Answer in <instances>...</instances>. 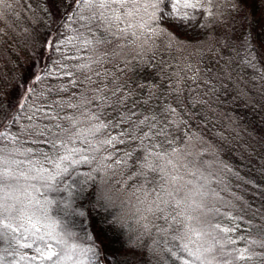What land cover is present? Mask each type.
Listing matches in <instances>:
<instances>
[{
	"label": "trees",
	"instance_id": "1",
	"mask_svg": "<svg viewBox=\"0 0 264 264\" xmlns=\"http://www.w3.org/2000/svg\"><path fill=\"white\" fill-rule=\"evenodd\" d=\"M167 4L168 0H165V5ZM165 5H161L164 12L170 11V5ZM249 5L250 23L244 25L237 17L227 34L220 29L209 33L192 25L187 28L172 26L171 31L180 37L184 48L175 44L169 45L166 36L158 35L154 36L143 50L136 37L130 35L133 32L140 35L143 30L135 26L128 27L130 21L133 25L148 21L143 8L134 18L122 17L121 21H112L110 27L107 24L103 27H93L90 34L81 28L78 11L67 12L62 0H5V3L0 5V101L5 105V110L7 105L15 102L14 98L23 92V88L19 90L15 88L16 83L27 80L40 66L41 52L45 51L43 47L45 39L51 37L57 45L55 50L50 49L47 52L43 68L38 73L42 80L36 87L43 91L46 97L49 86L65 87L68 86L69 79L79 78V64L89 63L97 67L93 61L104 56L107 50L108 57L102 61V72L125 77L126 83L133 89L137 84L153 86L151 89L153 95L148 105L150 111L146 112L143 105L138 111L146 115L155 113L158 128L165 127L167 121V138L173 140L172 147L183 148L181 140L185 139L186 134L198 133L220 146L218 157L232 169L233 173L224 174L223 183L220 184L213 178L209 184L213 193H209L203 199L213 209L219 208L218 214L209 213L213 224L234 230L218 233L219 245H213L212 240L206 236L197 238L190 232V239H181L185 232L195 226V221H189L188 217L199 215V211H194L189 205L193 199L198 202L201 197L196 196L194 188L187 185L180 194H177L173 187L161 178L162 174L141 167L144 163L143 156L146 154L145 148L151 149L153 145H160L153 150L170 152L169 145L164 143V136L144 139L143 144L139 139L132 142L127 137H120L125 141L123 144L105 145L98 151L88 149L84 153L89 156L90 162L75 166L73 179L65 181L72 186L71 191L65 190L63 184H60L61 191H47L42 187V182L25 180L23 177L20 184L28 188L27 192L22 189L0 191V197L4 198L5 204L14 205L10 208V215L14 218L12 223L16 227L23 225L21 233L28 236L29 243L34 239L32 233L35 232L32 224L28 222L31 217L32 223L40 229L36 235H44L45 239H48L46 233L53 229L57 238H61L65 225L75 233L66 239V246H55L57 250L64 248L72 257L63 260L62 264H107L103 259L105 255L111 264H183L184 260L189 264H264V249L258 244H251V241L257 238L256 227L264 224V217L254 216L257 212L264 213V79L261 78L264 74V59L260 56L252 58L256 65L255 69L248 66L244 60L248 48L255 47L264 53V48H261L264 44V5L256 7L251 4V0ZM79 11L87 14L88 10ZM101 11L106 16L121 15L119 5ZM68 16L72 19H66ZM157 26V23L152 24V27ZM78 28H81L80 34L77 33ZM120 28L127 31L122 35ZM243 32L250 33L248 48L241 47L239 39H236ZM85 38L92 40L91 47L86 48L83 45L82 40ZM97 40L105 42L96 43ZM120 47H123L124 55L121 59L113 61L111 52L113 49L119 50ZM132 49L140 51L141 55L137 56ZM209 65L214 70L226 67L230 72L239 73L247 81L248 87L245 91L248 97H251L247 102L244 99L234 103L226 102L222 108L213 105L220 111L239 118L235 121L239 127L225 131L224 139H220L218 133L222 130V124L227 127L226 121L217 120L214 126L205 122L203 127H199L198 122L191 118L192 103L186 99L189 94L202 100L209 98L206 95L207 89L199 81L193 84L191 79H183L186 76L191 77L196 68L207 69ZM189 66L192 71L187 70ZM69 70L75 75L65 76L64 73ZM200 76L209 79L207 71L200 73ZM93 78L95 79V76ZM177 86L182 89L179 99L184 101L180 107L174 102L177 97L173 89ZM228 86L231 89V84ZM72 91L73 89L68 87L69 95L61 92L65 101L69 100ZM137 97L140 98L137 103H140V100L145 98V92H136L133 99ZM228 99L231 100V97ZM168 106L177 107L174 116L166 111ZM196 107H200L198 102ZM67 111L69 114L72 112ZM26 123L23 117L15 124L6 119L0 124V132L7 129L9 133L17 134L21 125ZM109 131L111 135L116 136L120 129ZM13 146L19 148L22 153L17 159L24 161L13 166L17 175L21 172L29 176L35 175L34 172H29L33 165L37 168L41 166L52 168L51 160H45L39 152L43 150L55 159V150L44 147L39 142L33 143L31 138L26 139L23 135ZM76 146L86 148V145ZM29 149L35 155L29 153ZM126 153L131 155H125ZM92 156L96 159L92 160ZM28 157L32 163L28 162ZM150 159L154 160L152 157ZM154 162L161 165L164 163ZM108 165L111 167L106 168ZM168 171H171L170 166ZM180 172L184 175V181L181 183L186 184V181L191 179L193 185H196V178L185 175L183 169ZM102 179H106L103 187L111 189L110 194L116 197V204L107 210L97 203ZM31 184H35L39 191L28 187ZM168 192L173 194L169 196ZM188 193L191 195L186 200L184 196ZM89 198L93 201L91 205L88 204ZM64 202L71 203L72 207H77L81 203L85 208L91 207V217L66 215ZM109 212L121 217V225H118L120 231H114L105 223L104 218ZM4 215L8 216L9 212H5ZM93 224H96L98 230L103 229L100 238L104 242V251L101 253H96L94 241L89 238ZM210 231L217 234L214 229ZM129 240L135 243V251L124 254L127 246L125 242ZM184 244H188L189 249L199 255L200 259L189 256L187 251L181 253ZM72 245H76L74 250ZM36 246L43 245L38 242L32 249H25L18 247L15 241L9 245L5 240L0 243V264H51L48 261L21 259L22 256L36 255ZM209 246L221 249L224 255L215 250L205 251ZM245 248L248 249L247 258L241 260L238 252ZM85 249L93 250L84 251ZM168 249L182 255L183 260L171 256Z\"/></svg>",
	"mask_w": 264,
	"mask_h": 264
},
{
	"label": "snow or ice",
	"instance_id": "2",
	"mask_svg": "<svg viewBox=\"0 0 264 264\" xmlns=\"http://www.w3.org/2000/svg\"><path fill=\"white\" fill-rule=\"evenodd\" d=\"M4 3L5 0H0V5ZM62 3L65 5L67 12L78 11L81 28L90 34L93 27H103L106 24L110 27L111 22L114 20L121 21L122 17L134 18L143 8L144 13L148 16V21L138 25H133L130 21L128 24L129 28L135 26L143 30L140 35L135 32L130 33L139 41L142 50L154 36L158 35L166 36L169 45L175 44L177 47L184 48L185 45L180 37L171 31L172 26L187 28L192 25L197 29L207 30L209 33L220 29L227 34L237 17L240 18L244 25H247L250 23L249 17L251 16L249 0H168L167 5H165V0H62ZM251 4L260 7L264 5V0H251ZM116 5L120 6L121 15L106 16L101 11V9H113ZM161 5H170V11L164 12ZM149 8L151 9L150 12ZM80 9H87V14L79 11ZM197 14H199V19H197ZM165 17H167V20H165ZM66 19L71 20L72 17L68 16ZM153 23H157L158 26L152 27ZM81 28L77 29L78 34L81 32ZM119 31L123 35L127 29L120 28ZM141 36L143 39H141ZM232 38L235 37H230V39ZM236 39H239L241 47L248 48L250 33L243 32ZM104 42L103 40L96 41V43ZM82 43L88 48L91 47L92 40L85 38ZM43 47L55 50L57 45L54 41L45 39ZM261 48H264V44L261 45ZM131 51L135 52L137 56L141 55L140 51L135 49ZM192 54L195 53H190V55ZM123 55V47H120L119 50L113 49L111 52L113 61L121 59ZM255 56H260L261 59H264V53L259 52L255 47L248 48L244 57L248 66L254 69L256 65L253 63L252 58ZM107 57L108 52L106 50L104 56L93 61V64L98 65L97 67H93L89 63L79 64V78L69 79L68 86L65 87L49 86L47 97L43 91L36 87L42 80V76L33 72L27 80H23L22 83H16L15 88L17 90L23 88V92L14 98L15 102H10L7 105V110H5L3 102L0 101V124H3L6 119L14 124L18 123L21 117L27 121L26 124L21 125L20 132L17 134H11L7 129L0 132V191L22 189L27 192L28 188L20 184L21 177L25 180L30 179L42 182V187L47 191H61L60 184H63L65 190L71 191L72 186L65 183V181L73 179L75 166L90 162L89 156L84 154L88 149L95 152L105 145L123 144L125 141L120 139V137H127L132 142L139 139L141 144H143L144 139L150 140L152 136H164V143L169 145L170 152L153 150L159 148L160 145H153L151 149L145 148L146 154L143 156L144 163L141 167L150 172L162 174L161 178L166 183H169L177 194H180L186 185L194 188L195 195L201 197V199L198 202L193 199L189 206L194 211L198 210L199 215L188 217L189 221H195V226L185 232L181 239H190V232L197 238L206 236L212 240L213 245H219L218 233H227L234 229L222 228L219 224H213L209 218V213L218 214L219 208L213 209L203 198L208 196L209 193H213V190L209 187L213 178L220 184L223 183L222 177L224 174H233L232 169L218 157L220 146L210 139H205L198 133H188L185 139L181 140V144L184 145L183 148L172 147L173 140L167 138V121L165 122V127L158 128V120L155 113L146 115L138 111L141 105L145 106L146 112L150 111L148 105L153 95L151 90L153 86L137 84L135 89H133L128 86L125 77L102 72V61ZM40 59H43V52H41ZM125 63L127 64V61ZM33 67H35V62ZM187 70L192 71L191 66ZM204 71L209 74V79H203L200 76V73ZM64 75L72 77L75 73L69 70ZM94 76L95 79L93 78ZM261 78L264 79V74L261 75ZM183 79H191L193 84L199 81L207 89L206 95L209 97L207 100H202L200 97L194 98L191 94L186 98L192 103L193 112L191 118L198 122L199 127H203L205 122L214 126L217 120L226 121L227 127L222 124V130L218 133L220 139H224L223 133L229 128L236 129L239 127L235 123L239 119L238 117L213 107L215 104L222 108L226 102L234 103L241 99L246 102L251 100V97H248L245 91V88L248 87L247 81L239 73L230 72L226 67H218L214 70L209 65L207 69L196 68L191 77L186 76ZM30 81L33 86H29ZM5 83L7 82L5 81ZM229 84H231V89L228 86ZM68 87H71L73 91L69 96V100L65 101L63 96H61V92L69 95ZM221 89L223 90L222 92ZM139 91L145 92V98L140 100V103H137L140 98L133 99V96ZM173 91L177 97L174 102L177 107H180L184 102L179 99L182 89L177 86ZM53 92H55V96H53ZM228 97H231V100ZM197 102L200 107H196ZM130 104L131 107H129ZM252 106L254 107V105ZM177 107L168 106L166 111L169 115L174 116L177 112ZM67 110H72L71 114ZM213 117L216 119H213ZM110 129H120V131L116 136H113L109 131ZM241 131L243 130L241 129ZM21 135L26 139L31 138L33 143L39 142L44 147L55 150V159L43 150L39 152V155L43 156L45 160H51V169L43 166L37 168L33 165L29 172H34L35 175L29 176L23 172L17 175L13 166L24 161L17 159V156L22 155V153H20L19 148L13 145L18 143ZM77 144L86 145V148L77 147ZM61 150H63V154H61ZM28 152L32 153V150L29 149ZM32 154L35 155V153ZM125 155L130 156L131 153H126ZM150 157L154 158V160L150 159ZM91 159L95 160L96 157L92 156ZM154 161H164V163L161 165ZM28 162L32 163L30 157H28ZM120 162L117 161V163ZM169 166L171 171H168ZM105 167L110 168L111 165ZM181 169L184 170L185 175L196 178L195 186L191 179L186 181V184L181 183L184 181V175H181L180 172ZM141 174L143 175V173ZM89 175L91 174L89 173ZM105 183L106 179H102L97 203L101 208L107 210L116 204V197L110 194L112 192L111 189L103 187ZM28 187L39 191L35 184L28 185ZM167 194L171 196L173 193L168 192ZM190 195L191 193L186 194L184 199L187 200ZM234 198L239 199V197ZM92 203V199L89 198L88 204L91 205ZM12 207L14 205H6L4 198L0 197V243L7 240L9 245H11L15 241L18 247L32 249L33 245H38L39 242L43 246L35 247L36 255L21 257V259L30 261H48L51 264H62L63 260L72 258L64 248L57 250L55 247L56 245L66 246V239L75 235L67 225L62 228L61 238H57L54 234L55 229H53L46 233L48 239H45L44 235H36L40 229L36 227V224L32 223L31 217H29L28 222L35 229V232L32 233L34 239L29 243L28 236L21 233L23 225L16 227L12 223L14 219L10 215V208ZM63 207L66 210V215H75L80 218L91 217L92 208H85L83 203L77 207H72L71 203L64 202ZM5 212H9V215L5 216ZM255 215L264 217L262 212L254 213ZM104 219L105 223H108L109 227L114 231L121 230L118 227V225H121L120 216L109 212ZM81 223H83V219H81ZM181 227L183 228L184 225H181ZM210 229L216 230L217 234H213ZM102 231V228L97 229L96 224L91 227L89 238L94 241L96 253L104 251V242L100 238V232ZM256 232L257 238L252 240L251 244H258L260 248L264 249V224L257 226ZM17 234H19V239H17ZM125 243L127 246L124 254L135 251V243L133 241L129 240ZM71 247L74 250L76 245ZM92 250L85 249L84 251ZM214 250L224 255L219 248L214 249L209 246L205 249L207 252H213ZM185 251H187L189 256H195V259H200L199 255L189 249L188 244H184L181 247V253ZM168 252L171 256H175L177 260H183V256L177 255L172 249H168ZM247 253V248L239 251V258L245 260ZM103 259L107 261V264H111L107 255ZM183 264H189V262L184 260Z\"/></svg>",
	"mask_w": 264,
	"mask_h": 264
},
{
	"label": "rangeland",
	"instance_id": "3",
	"mask_svg": "<svg viewBox=\"0 0 264 264\" xmlns=\"http://www.w3.org/2000/svg\"><path fill=\"white\" fill-rule=\"evenodd\" d=\"M53 38H49V40H52ZM53 41V40H52ZM50 49H47V48H45V51H43V59L40 61V66L38 67V69H37V71L35 72L36 74H38L39 73V71L40 70H42V68H43V64H44V62H45V57H46V54H47V52L49 51ZM26 65V64H25ZM29 72H31V71H29ZM27 74H28V72H27ZM29 78V77H28ZM29 86H31V81L29 82Z\"/></svg>",
	"mask_w": 264,
	"mask_h": 264
}]
</instances>
